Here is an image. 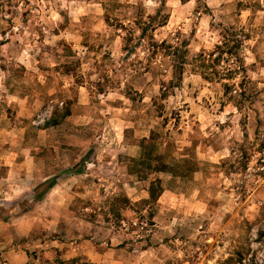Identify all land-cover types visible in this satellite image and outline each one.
Returning <instances> with one entry per match:
<instances>
[{
  "label": "clouds",
  "instance_id": "9594fccd",
  "mask_svg": "<svg viewBox=\"0 0 264 264\" xmlns=\"http://www.w3.org/2000/svg\"><path fill=\"white\" fill-rule=\"evenodd\" d=\"M0 210V264H264V0H0Z\"/></svg>",
  "mask_w": 264,
  "mask_h": 264
},
{
  "label": "rangeland",
  "instance_id": "374dc122",
  "mask_svg": "<svg viewBox=\"0 0 264 264\" xmlns=\"http://www.w3.org/2000/svg\"><path fill=\"white\" fill-rule=\"evenodd\" d=\"M25 15H27V14H25ZM130 39L131 38L129 37V40ZM178 55H182V54L178 53ZM53 114H54V112L52 113L51 117H49L48 112H47V107L42 108L33 117V119L37 122L35 126L38 127V128H47V127H49L51 125V123H52V120H53L52 119ZM129 135H130V132H129ZM145 152H150L153 155H155V145H154V143H152V142L145 143V142L141 141V156H140L139 159L132 160L130 165H129V171L130 172L135 171V173H136L137 169H139V170L142 169L141 171H139V173H137L141 177H143L146 172L151 171V170H148V169H144L140 165H138L139 167L135 166V161L136 160H141L145 156ZM242 159L246 161V154H245V157H243ZM161 161L165 163V160L162 157H161ZM150 162L152 164H155L156 162H158V160L150 159ZM169 170H172L174 172H179L181 175H187V174H189V172L191 170V164L188 161H185L183 163L177 162L174 165V167H172ZM2 211L3 210H0V214H2ZM66 235H67L66 226L63 223H61L59 225V231L58 232H52L50 234L47 233L43 227L37 225L35 230L33 231L32 238L35 240L37 238H42V237L48 236V238H50V239L63 240V239L66 238ZM254 239H256L257 241L264 240V228H261V229L257 230V235L254 237ZM59 255L60 254L58 252L56 264H77V262L79 260V257H78V258H76L73 261L65 262V261L59 259ZM250 263L251 264H259V262L255 260V256L254 255H253V258L250 261Z\"/></svg>",
  "mask_w": 264,
  "mask_h": 264
},
{
  "label": "trees",
  "instance_id": "16d2710c",
  "mask_svg": "<svg viewBox=\"0 0 264 264\" xmlns=\"http://www.w3.org/2000/svg\"><path fill=\"white\" fill-rule=\"evenodd\" d=\"M235 47H238V43L235 45ZM229 51L231 52V51H233V49H229ZM52 119L53 120H52L51 125L54 126V125L58 124V122L62 119V117L58 113L54 112ZM150 159H156V160H158V162H156L155 164H152L150 162ZM138 165H140L144 169H148V170H153V166H155V169H161V168L167 167L166 163L161 161V157L153 155L150 152H145V156L141 160L135 161V166H138ZM141 170L137 169L136 173H139V171H141ZM133 172H135V171H133ZM157 191H158V187H154L153 188V196L154 197L157 194ZM249 264H251V263L249 262Z\"/></svg>",
  "mask_w": 264,
  "mask_h": 264
}]
</instances>
